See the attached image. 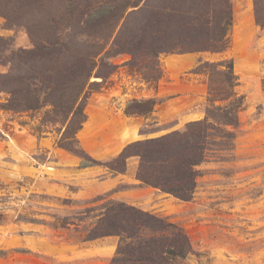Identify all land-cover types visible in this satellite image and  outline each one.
<instances>
[{
	"label": "rangeland",
	"instance_id": "1",
	"mask_svg": "<svg viewBox=\"0 0 264 264\" xmlns=\"http://www.w3.org/2000/svg\"><path fill=\"white\" fill-rule=\"evenodd\" d=\"M231 4L230 47L221 53L184 54L187 62L180 55H162V78L156 84L126 65L128 55L111 58L109 63L117 65L114 72L104 81L90 80L99 85L93 87L86 122L77 134L82 149L105 163L131 143L182 131L203 120L208 107L209 72L189 71L199 61H232L235 94L243 102L234 148L209 155L197 167L190 201L137 181V156L128 158L119 174L102 164L78 170L81 160L70 162L71 154L56 145L60 123L49 125L41 138L33 130L50 107L35 112L0 107V264H110L117 237L83 242L108 201L182 228L193 250L184 264H264V30L256 23L253 0ZM87 6L93 9L86 18L90 23L107 19L84 34L77 24ZM119 6L118 0H0V58L16 57L43 40L72 46L87 40L111 43L125 21L117 25V16L108 17L113 8L118 15ZM10 69L13 75L24 71L0 66V74ZM6 98L0 91V106ZM150 98L158 104L148 118L124 114L130 100ZM110 176H116L114 187L102 189L101 182ZM86 208L93 211L83 214ZM64 219L71 225L59 228L57 221Z\"/></svg>",
	"mask_w": 264,
	"mask_h": 264
},
{
	"label": "trees",
	"instance_id": "2",
	"mask_svg": "<svg viewBox=\"0 0 264 264\" xmlns=\"http://www.w3.org/2000/svg\"><path fill=\"white\" fill-rule=\"evenodd\" d=\"M118 1L119 14L113 8L108 17L117 16V25L125 21L111 43L87 40L72 46L43 40L29 50H19L16 57L0 58V66L14 65L24 70L18 75H13L12 69L0 74V91L7 95L0 107L13 112L50 107L33 130L41 138L49 125L60 123L56 145L80 159V168L102 164L109 173L119 174L125 171L127 159L137 156L140 160L137 181L181 201H190L199 175L197 167L209 155L234 148L235 129L239 126L237 114L243 102L235 94L238 79L232 61H199L189 71L209 72L208 107L203 120L188 123L182 131L131 143L105 163L92 159L82 149L77 134L86 122L84 110L93 87L99 85L90 80L94 77L104 81L114 72L117 65L109 63L111 58L128 55L126 65L142 71L147 83L156 84L162 78L159 63L162 55L226 51L230 47L233 20L231 0ZM253 6L256 23L264 30V0H253ZM90 9L80 13L82 20L77 24L84 34L107 19L101 17L90 23L86 19L93 13ZM157 104L151 98L132 99L124 114L148 118ZM100 210L83 242L117 237V249L110 264H184L193 254L187 234L165 218L122 202L108 201ZM92 211L86 208L83 214ZM57 222L59 228L71 225L65 219Z\"/></svg>",
	"mask_w": 264,
	"mask_h": 264
},
{
	"label": "crops",
	"instance_id": "3",
	"mask_svg": "<svg viewBox=\"0 0 264 264\" xmlns=\"http://www.w3.org/2000/svg\"><path fill=\"white\" fill-rule=\"evenodd\" d=\"M180 57H182L181 60L183 62H187L189 60L188 58H183L184 55H180ZM67 159L72 163H76L77 161H79L78 158L71 156V155H68V154H67ZM87 169H91V168L90 167L80 168V166L78 168V170H80V171L81 170H87ZM115 179H116V176H110V178L108 177L107 180H105V182H101L100 186H102V189H104L107 186L109 189H112L114 187ZM104 190H106V189H104Z\"/></svg>",
	"mask_w": 264,
	"mask_h": 264
}]
</instances>
